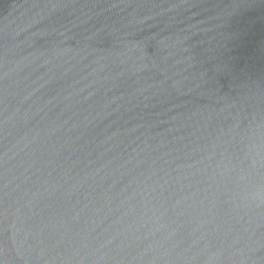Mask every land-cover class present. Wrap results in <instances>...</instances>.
Instances as JSON below:
<instances>
[{
    "label": "water",
    "instance_id": "95a60500",
    "mask_svg": "<svg viewBox=\"0 0 264 264\" xmlns=\"http://www.w3.org/2000/svg\"><path fill=\"white\" fill-rule=\"evenodd\" d=\"M0 264H264V0H0Z\"/></svg>",
    "mask_w": 264,
    "mask_h": 264
}]
</instances>
